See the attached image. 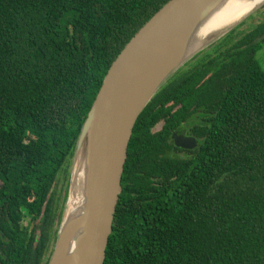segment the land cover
I'll list each match as a JSON object with an SVG mask.
<instances>
[{"label":"trees","instance_id":"obj_1","mask_svg":"<svg viewBox=\"0 0 264 264\" xmlns=\"http://www.w3.org/2000/svg\"><path fill=\"white\" fill-rule=\"evenodd\" d=\"M168 1L0 0V264H47L54 187L103 78ZM242 24L137 118L103 264H264V16Z\"/></svg>","mask_w":264,"mask_h":264},{"label":"water","instance_id":"obj_2","mask_svg":"<svg viewBox=\"0 0 264 264\" xmlns=\"http://www.w3.org/2000/svg\"><path fill=\"white\" fill-rule=\"evenodd\" d=\"M224 0H169L128 41L110 65L82 124L76 147L85 148L84 207L58 229L47 264H103L121 175L137 118L164 82L195 54L242 22L238 20L205 45L182 57L197 22ZM254 11V10H253ZM174 145L193 149L181 130ZM74 237L69 262L63 259Z\"/></svg>","mask_w":264,"mask_h":264},{"label":"bare ground","instance_id":"obj_3","mask_svg":"<svg viewBox=\"0 0 264 264\" xmlns=\"http://www.w3.org/2000/svg\"><path fill=\"white\" fill-rule=\"evenodd\" d=\"M264 0H224L209 14L200 19L193 27L182 57L205 45L217 35L224 32L241 18L261 6ZM85 148L81 146L75 155V163L70 182V192L63 212L62 223L65 225L71 219L78 217L84 207L85 188ZM67 216V217H66ZM74 237L68 243V249L63 259L69 262V256L74 246Z\"/></svg>","mask_w":264,"mask_h":264},{"label":"rangeland","instance_id":"obj_4","mask_svg":"<svg viewBox=\"0 0 264 264\" xmlns=\"http://www.w3.org/2000/svg\"><path fill=\"white\" fill-rule=\"evenodd\" d=\"M260 5L261 6H259L254 11H252L250 15L244 19L245 22L242 21L243 24L241 25L240 30L245 31L251 28L253 25H256L262 19V17L264 16V1ZM257 58H258V61L260 62L262 69H264V46L258 52ZM74 163H75V151H74L73 156L66 163L64 167L65 168L64 172L62 175L61 174L59 175L56 186L54 187L55 198L58 199L59 206H61L62 208L60 224L63 218V212H64V209L67 203V199L69 197L70 182L72 179Z\"/></svg>","mask_w":264,"mask_h":264},{"label":"flooded vegetation","instance_id":"obj_5","mask_svg":"<svg viewBox=\"0 0 264 264\" xmlns=\"http://www.w3.org/2000/svg\"><path fill=\"white\" fill-rule=\"evenodd\" d=\"M159 131H160V123H159ZM186 136H189V135H186ZM189 137H192V136H189ZM172 140H173V135H172ZM173 143H174V141H173Z\"/></svg>","mask_w":264,"mask_h":264}]
</instances>
